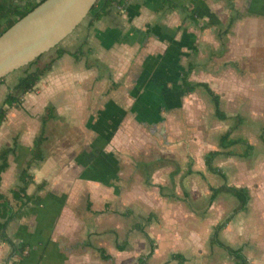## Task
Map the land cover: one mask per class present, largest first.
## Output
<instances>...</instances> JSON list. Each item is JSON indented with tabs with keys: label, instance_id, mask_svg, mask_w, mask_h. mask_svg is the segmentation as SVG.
<instances>
[{
	"label": "crops",
	"instance_id": "0c3cea01",
	"mask_svg": "<svg viewBox=\"0 0 264 264\" xmlns=\"http://www.w3.org/2000/svg\"><path fill=\"white\" fill-rule=\"evenodd\" d=\"M10 1L37 3L42 0ZM175 1L179 6L170 8L161 0H130L124 9L120 10L114 6L110 12L93 23L88 20L75 36L64 43H59V48H64L66 52L53 62L52 68L38 81L37 92L34 90L26 92L21 103L9 110L0 126V141L6 142L0 145V149L7 145H13L15 141L18 143V147L16 152L10 153L8 156L9 166L2 174L1 190L4 188L6 174L13 168V165L18 174L10 189L22 185L19 175L31 156L30 149L35 137L40 132L42 117L46 113L47 107L53 108V116L48 120L45 129L47 140L44 144V151L46 157L33 162L30 168L33 180L27 191L28 193L36 192L39 185H43V188L36 192V197L31 204L23 208L7 228L10 237L17 242L22 241L29 244L31 248L30 254L20 258L18 264H140V257L142 264H238L226 249L211 243L214 227L224 217L214 223L212 231L197 230L195 227L198 226L194 223L206 220L208 215L206 208L198 204L191 189L182 188L183 194L177 190L175 171L170 173V185L164 182L156 183L152 174L153 166L159 162V159H147L138 157L137 153H131L133 155L131 158H135V156L136 158H130L132 160L130 162L126 154L122 153V150H126L125 144L122 143L123 136H130V133L126 129V133L121 134L122 128H120L107 142L110 137L107 138L106 132L109 125H106V121L107 119L109 121V118L105 113L99 112L108 100L115 101L118 107L121 106V102L125 101L123 93H128L121 87L114 86L115 73L113 62L110 60L122 56L119 63L121 65L129 56V50H144L148 38L145 32L148 22L149 26L156 22L163 24L169 16L173 18V23H170V26L179 25L180 29L186 27L185 34L188 33L187 28L196 27L202 31L215 28L216 40L221 49L220 52L211 50L209 57L225 53L224 50L228 47V36L232 31L233 33L239 32L245 26H248V31L243 33L249 36L252 56L256 57V49H253V44L254 46L262 44L261 46L264 47V0H206L208 6L214 9L217 15L205 16L206 18L198 15V24L189 14L194 10L191 2L189 0ZM183 5L189 10L183 8ZM146 12L151 13V18L154 20L145 21ZM209 19L213 23L202 29L200 25ZM231 19L233 22L228 32L225 33L224 30L229 26ZM169 30L171 31V27ZM182 31L179 32L177 39L181 38ZM155 41L163 42L156 39ZM55 50L57 53V48ZM122 51L127 53L123 54ZM196 52L198 53V51ZM108 54H111V59L107 57ZM131 55L133 58L134 54ZM144 57L143 60H145ZM191 62L195 63L193 71L199 69V64L195 60H189L186 67ZM231 63L235 68H239V63L235 59ZM44 64H40L39 59L32 68ZM200 68L204 69L205 67ZM17 70L19 73L6 79L8 75ZM17 70L9 73L4 82L0 84V105L3 104L7 93L25 72L24 69ZM125 71L121 70V75ZM138 71L137 76L141 77L140 69ZM191 75L190 79L193 80ZM151 77L148 75L149 80L145 81V86L144 84L138 86L136 83L139 79L136 78V81L130 85L131 93L135 99L126 101L124 104L129 103L130 106H133L137 103L136 105L139 106L138 102H141V108L144 109L146 91L153 92L158 99L160 97V101H170L171 96L163 98L161 95V93L166 94L164 93L166 86L158 83L155 79L152 80ZM179 83L183 91L181 79ZM256 87L260 88L261 85H256ZM197 89L203 90L201 87ZM203 92L205 91L203 90ZM153 94L147 95V97L154 98ZM207 96L209 97L208 94ZM209 100L213 106V114L218 118L210 97ZM222 104L221 98V107L223 108ZM89 108L91 110L86 112V109ZM21 110L36 115L35 119L30 120L32 117L25 119L28 123L21 125L22 118H25ZM98 113L100 116H97ZM227 114L229 115L227 119L232 121L230 126L234 123L235 115H242L239 112H227ZM103 117L107 119L103 120ZM60 118H64L65 122H74L80 125L82 123L87 130V138L78 147H76L77 143L73 142L74 144H69V146H57V151L49 154L46 149L49 138L48 129L52 121ZM144 118L145 114L143 113L140 120H144ZM155 120L163 121L159 117ZM244 122L245 119L242 124ZM21 128L22 131H20ZM263 132L264 128L260 132V138L264 142ZM99 133H102V136H99ZM237 146L244 148L241 145ZM237 146L234 147L236 151ZM215 148H218V143ZM243 151L244 149L241 152L237 151L239 154L234 155L221 154L215 160H219L223 156H242ZM256 152L257 145L254 144V149L248 157H252ZM10 155H13L12 160ZM216 165L222 167L219 163ZM222 168L228 180V173L224 167ZM192 172H195V169H192ZM198 172L215 174L207 169L206 164L205 169ZM146 184L151 187L156 185L158 195L164 201L182 200L185 202L189 211L188 217L191 220L189 229L186 231H149L147 229V226L154 225V222L159 219V215L156 216L152 207L146 209V205L148 206L152 201L150 196H148L149 198L145 196ZM161 185H163L162 189ZM248 187L250 188V186ZM210 191L212 192L211 188ZM209 194L208 204H212L220 195L233 196L236 199L235 207L238 204V198L234 195L223 192L211 201V193ZM251 199L248 208L237 212L222 229L223 231H220L219 238L234 247H241L249 264H264V257L254 254L252 260L251 256L247 255L245 246L237 244V231H225L226 227L229 229L235 223V217L239 213L248 211ZM151 212H154L153 220L146 224L145 229L153 238L154 250L148 255L152 249V242L145 232L136 228L134 224L138 221L144 222L145 217ZM258 228L256 224L257 231H259ZM120 245L124 248L121 249ZM100 248H103L105 254L110 256L102 257ZM11 250V245L0 238V255H2L1 252H4L5 257L2 261L3 264L9 259ZM250 250L253 253L264 252V244H256ZM225 251L228 253L229 262L223 258Z\"/></svg>",
	"mask_w": 264,
	"mask_h": 264
},
{
	"label": "rangeland",
	"instance_id": "374dc122",
	"mask_svg": "<svg viewBox=\"0 0 264 264\" xmlns=\"http://www.w3.org/2000/svg\"><path fill=\"white\" fill-rule=\"evenodd\" d=\"M189 1L199 16L217 15L216 11L208 6L206 0ZM116 7L119 9L118 6ZM151 17V13L146 12L145 21L154 20ZM172 19L167 16L163 24L156 22L152 26H149L148 22L145 32L149 39L147 38L144 50H129V56L123 61V64H119L122 56L113 60L111 54H108L107 57L113 62L114 86L121 87L128 94L123 93L125 101L121 102L120 107L116 106L115 101L108 100L104 108L99 111L105 113L109 118V121L106 118V125H109L106 132L107 138L110 137L107 142L120 128H122L121 134L126 133L127 129L130 136H123L122 143L125 144L126 150H122V153L126 154L130 162H132L131 159L136 158V156L131 158L133 157L131 153H137L138 157L147 159H159V162L153 166L152 176L156 183L164 182L170 185V173L175 171L177 190L183 194L182 188L191 189L198 204L207 210L208 218L195 222L194 225L198 226L195 228L199 231H212L214 223L225 217L235 207L236 199L233 196L220 195L212 204H208L209 193H211L210 186L221 184L224 179L216 174L209 172L203 174L198 171L205 169V152L217 146L221 133L230 126L232 121L230 119L221 120L214 116L213 106L203 90L197 89L192 93L182 91L179 83L181 72L189 60L197 61L199 69L193 71L192 79L208 81L220 93L224 110L228 113L239 112L243 115L245 122L234 131V134L243 135L257 145V152L252 157L223 156L221 159L215 160V163H219L226 169L228 183L248 185L252 193L248 211L239 213L235 217V223L229 229L226 227L225 231H237V244L245 246L247 255H250L252 260L254 254L264 257V252L253 253L250 250L256 244H264V142L260 138V132L264 128V47L261 46L262 44L256 46L253 44V49H256V57L252 56L249 36L243 33L248 31V26H245L241 31L234 33L232 31L228 36V47L224 50L225 53L209 57L211 50L220 52L221 49L216 40L215 28L205 31L196 27L187 28L188 33L185 34L186 27L180 29L179 25L170 26V23H173ZM88 20L89 17H86L60 43L75 36ZM180 31L183 34L181 38L177 39ZM155 39L163 42L155 41ZM55 49L53 47L44 52L40 58V64L53 58L56 55ZM122 52L123 54L127 53L126 51ZM131 54H134L133 58ZM143 56H145V60H143ZM129 58L130 60H128ZM234 59L238 61L239 68L231 65V61ZM202 66L205 68L201 69ZM138 69H140L141 77L137 76ZM121 70L125 71L123 75H121ZM118 72L120 73L118 74ZM16 73H19V70L5 77L6 79L10 78ZM148 75L152 76V80L155 79L158 83L166 86L164 92L166 94L161 93V95L163 98L171 96L170 101H160V97L158 99L153 92L146 91L144 109L141 108V102H138L139 106L136 105L137 103L133 106H130L129 103L124 104L126 101L135 99L131 93L130 85L138 78L136 84L145 86V81L149 80ZM256 85H261V87L255 88ZM36 88L35 86L32 90L37 92L38 88ZM152 94L154 98L147 97ZM90 110L91 108L86 109V112ZM21 112L25 116L20 122L21 125L28 123L25 119L32 117L30 118L32 120L36 117L24 110ZM143 113L145 118L140 120ZM97 116H100V113ZM158 117L163 121L155 120ZM106 119L103 117V120ZM81 125L65 122L64 118L52 121L48 129L47 152L54 153L57 151V146H69L76 142V147H78L85 142L87 130L82 123ZM3 143L6 142L0 141V145ZM236 149L241 152L244 148L237 146ZM10 158L12 160L13 155H10ZM192 169H195V172H192ZM17 174L13 165V168L6 174L4 188H2L4 193L10 195L9 189L15 183ZM146 186L145 196L152 198L148 206L146 205V209L152 207L156 216L159 215V219L154 222V225L147 226V229L149 231H186L189 229L191 220L188 217L189 211L185 202L182 200L164 201L158 195L156 185L151 187L146 184ZM256 224L259 231L255 229ZM1 254L0 263L3 264L4 252ZM223 254V258L229 262L228 253L225 251ZM17 258L20 259V257ZM9 259L5 264L9 263Z\"/></svg>",
	"mask_w": 264,
	"mask_h": 264
},
{
	"label": "trees",
	"instance_id": "16d2710c",
	"mask_svg": "<svg viewBox=\"0 0 264 264\" xmlns=\"http://www.w3.org/2000/svg\"><path fill=\"white\" fill-rule=\"evenodd\" d=\"M43 1V0H42ZM130 0H97L86 17H89V22L93 23L94 21L102 18L106 15L114 6L124 9ZM163 4L170 8H176L179 4L175 0H161ZM38 3L31 1H26L25 3H15L10 0H0V34L13 25L18 19L23 17L26 13L32 10ZM186 10H189L186 6H182ZM190 16L193 18L196 24L199 23L198 14L194 10L190 13ZM85 17V18H86ZM233 19H231L229 26L224 30L228 32L230 25L232 24ZM213 21L209 19L206 23L200 25L202 29L211 25ZM57 48L56 56L53 57L50 61L46 62L44 65L35 66L32 68L38 60L41 58L42 54L38 56L35 60L31 61L25 67L19 69H24V74H22L18 81L14 84L11 90L7 93L4 102L0 105V126L7 117L8 111L11 107L16 106L21 103L23 95L32 90L38 81L44 76V74L52 68L53 62L66 52L64 48H59V44L55 46ZM195 67V63H188V66L182 71L181 74V85L185 93L193 92L198 87L203 88V90L209 95L212 99L215 106V115L220 119H227L229 115L221 107V97L218 92H216L207 81H193L190 79V75ZM5 77L0 78V84L4 82ZM53 116V108L47 107L46 113L42 117V125L40 132L34 139L33 146L30 149L31 156L26 164V166L20 172V180L22 185L12 187L10 189V195L4 193L1 190L2 184V174L8 168L9 161L8 156L10 153L16 152L18 147L17 141L13 145H7L0 149V238L8 242L11 247V253L9 255L8 264H18L17 257H24L30 252V245L22 241H15L12 237L8 235L7 228L12 220H14L21 210L31 204V202L36 197V192L43 188V185H39L36 192L28 193L27 189L29 184L33 180V174L30 171V168L34 161L43 160L46 157L44 151V144L47 140L45 134L46 124L50 118ZM234 123L221 134L218 142V148L210 149L205 153V164L207 169L210 172L220 175L224 182L220 185H211L212 190L210 200L213 201L220 193H228L234 195L238 198V204L226 217L221 219L214 227V232L211 237V243L218 244L224 249H226L235 259V262L238 264H249V260L246 254L243 252L241 247H234L219 238L220 231L234 218L235 214L241 210H246L248 208L249 201L251 199V192L248 186H239L230 184L227 182V175L224 172L223 168L216 165L215 159L221 155H234L239 154L234 147L237 145L244 146V151L241 153L242 156L248 157L253 149L254 144H252L248 138L244 136H236L233 134L236 128L242 124L244 117L240 114L234 116ZM163 185L160 186L162 189ZM154 212L149 213L145 217V221H138L134 226L143 232H145L148 239L152 242V249L148 253L150 255L153 250V238L149 235L145 229L146 224L150 223L153 220ZM121 249L123 246H119ZM102 257H109L110 255L105 254L104 249L100 248ZM140 264L141 257H140Z\"/></svg>",
	"mask_w": 264,
	"mask_h": 264
},
{
	"label": "water",
	"instance_id": "95a60500",
	"mask_svg": "<svg viewBox=\"0 0 264 264\" xmlns=\"http://www.w3.org/2000/svg\"><path fill=\"white\" fill-rule=\"evenodd\" d=\"M97 0H43L0 34V78L58 45Z\"/></svg>",
	"mask_w": 264,
	"mask_h": 264
}]
</instances>
